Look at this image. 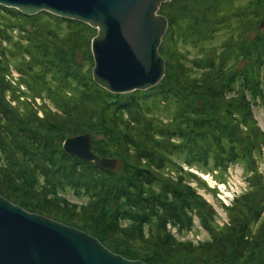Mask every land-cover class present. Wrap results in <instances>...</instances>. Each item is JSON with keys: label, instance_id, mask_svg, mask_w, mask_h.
Here are the masks:
<instances>
[{"label": "rangeland", "instance_id": "374dc122", "mask_svg": "<svg viewBox=\"0 0 264 264\" xmlns=\"http://www.w3.org/2000/svg\"><path fill=\"white\" fill-rule=\"evenodd\" d=\"M262 2L184 0L195 24L164 32V75L121 93L93 81L96 28L0 7V195L127 259L264 264ZM84 133L113 170L63 150Z\"/></svg>", "mask_w": 264, "mask_h": 264}, {"label": "water", "instance_id": "95a60500", "mask_svg": "<svg viewBox=\"0 0 264 264\" xmlns=\"http://www.w3.org/2000/svg\"><path fill=\"white\" fill-rule=\"evenodd\" d=\"M169 0H0L24 15L38 11L96 28L90 50L93 81L114 93L153 87L164 75L159 45L167 18L159 9ZM259 27H264V18ZM2 44L0 43V48ZM233 69L243 67V60ZM90 133L67 137L63 150L113 170L115 158L90 148ZM0 264H147L114 253L94 235L27 211L0 195Z\"/></svg>", "mask_w": 264, "mask_h": 264}, {"label": "trees", "instance_id": "16d2710c", "mask_svg": "<svg viewBox=\"0 0 264 264\" xmlns=\"http://www.w3.org/2000/svg\"><path fill=\"white\" fill-rule=\"evenodd\" d=\"M182 2H184V0H176V6H175V11L174 8L172 10V8H168V12L166 11L165 14L168 15V19H169V24H170V28L172 30V32L174 31L175 28H177V26L180 28V30H183L184 29V33H186V29L187 27H191L192 25H194V21H195V18L193 19V15H188V12L186 10V7H185V4H183ZM163 4V3H162ZM167 5H170L171 4H167ZM162 6V5H161ZM179 6V7H177ZM2 7V6H0ZM161 8V7H160ZM6 9L10 10V11H15L17 9H14V8H8L6 7ZM160 10V9H159ZM18 11V10H17ZM173 11V16H171L170 14H172ZM21 15L23 16H26L24 14H22L20 11H18ZM159 12V11H158ZM161 13H164V12H161ZM192 19V20H191ZM182 21H186V25L185 27H183V24H182ZM183 28V29H182ZM259 43H261L263 45V48H264V38L262 37L259 41ZM249 43H251V41L247 42V41H243L242 43H238L237 46H232V47H236V48H231L230 49V52L231 55L234 54V55H237L238 58H249V59H252V57L254 56L252 50H250V46H249ZM252 44V43H251ZM245 45V47H244ZM2 49L5 47V45H2L1 46ZM160 48V47H159ZM175 53H178L177 51ZM175 53H171L169 58L175 60L176 59V56H175ZM201 59V58H200ZM195 61V60H194ZM202 62H204L202 59H201ZM196 63V61H195ZM198 64L200 65L201 63L198 62ZM175 66V65H174ZM246 68H244L243 70H233L232 71V78L235 77V76H239V77H244V70ZM252 69H254V66L252 67ZM247 71L249 72V68L247 69ZM248 75V74H247ZM224 165V164H223ZM214 167H217V169H219V171L221 172H225V169H223V166H222V163L221 162H216L215 160V164L213 165V168ZM222 167V168H221ZM145 262H147L148 264H153V263H150L148 261V259L145 260Z\"/></svg>", "mask_w": 264, "mask_h": 264}, {"label": "flooded vegetation", "instance_id": "af4514ba", "mask_svg": "<svg viewBox=\"0 0 264 264\" xmlns=\"http://www.w3.org/2000/svg\"><path fill=\"white\" fill-rule=\"evenodd\" d=\"M214 1H215L216 5H217L218 2L221 1V0H214ZM227 1L229 2V0H227ZM173 2H176V0H169V1L164 2L163 4H166V5H167V4H171V3H173ZM240 8H241L242 11L234 10V11H232L230 14H236V12H238V13L245 12V13H244V16H246V15H247V12H246L247 10L245 9V5L242 4V5L240 6ZM261 9H262V11H263V13H264V0H263V2H262V8H261ZM226 13H227V12H226ZM163 14H164V15L166 16V18H167V24H168V25H167V28H166V29L168 30V29L170 28L168 15L165 14V13H163ZM227 15H228V14H227ZM228 17H229V15H228ZM262 18H264V14L259 18V20L262 19ZM247 22H248V21L245 20V23H247ZM259 28H260V27H259ZM241 60H243V59L241 58ZM237 62H238V61H237ZM102 244H103V243H102ZM103 245H104V244H103ZM104 246H106V245H104ZM106 247H107V246H106ZM107 248H108V247H107ZM108 249H109V248H108Z\"/></svg>", "mask_w": 264, "mask_h": 264}, {"label": "bare ground", "instance_id": "6f19581e", "mask_svg": "<svg viewBox=\"0 0 264 264\" xmlns=\"http://www.w3.org/2000/svg\"><path fill=\"white\" fill-rule=\"evenodd\" d=\"M110 250V249H109Z\"/></svg>", "mask_w": 264, "mask_h": 264}]
</instances>
